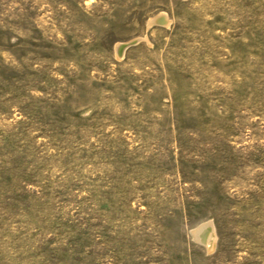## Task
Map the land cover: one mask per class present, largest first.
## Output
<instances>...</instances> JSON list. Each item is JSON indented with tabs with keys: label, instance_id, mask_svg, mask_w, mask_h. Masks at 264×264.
I'll return each mask as SVG.
<instances>
[{
	"label": "rangeland",
	"instance_id": "rangeland-1",
	"mask_svg": "<svg viewBox=\"0 0 264 264\" xmlns=\"http://www.w3.org/2000/svg\"><path fill=\"white\" fill-rule=\"evenodd\" d=\"M0 264H264V0H0Z\"/></svg>",
	"mask_w": 264,
	"mask_h": 264
},
{
	"label": "bare ground",
	"instance_id": "bare-ground-1",
	"mask_svg": "<svg viewBox=\"0 0 264 264\" xmlns=\"http://www.w3.org/2000/svg\"><path fill=\"white\" fill-rule=\"evenodd\" d=\"M193 235L199 244L208 250H213L215 246V232L210 222L201 223L193 230Z\"/></svg>",
	"mask_w": 264,
	"mask_h": 264
},
{
	"label": "water",
	"instance_id": "water-1",
	"mask_svg": "<svg viewBox=\"0 0 264 264\" xmlns=\"http://www.w3.org/2000/svg\"><path fill=\"white\" fill-rule=\"evenodd\" d=\"M131 43H133V42H131ZM131 43H130V44H131ZM121 48H123V47H121ZM121 48L119 49V51L121 50Z\"/></svg>",
	"mask_w": 264,
	"mask_h": 264
}]
</instances>
